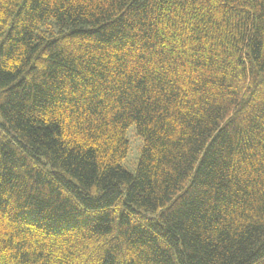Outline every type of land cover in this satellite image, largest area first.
I'll list each match as a JSON object with an SVG mask.
<instances>
[{"label":"trees","instance_id":"16d2710c","mask_svg":"<svg viewBox=\"0 0 264 264\" xmlns=\"http://www.w3.org/2000/svg\"><path fill=\"white\" fill-rule=\"evenodd\" d=\"M0 264H264V0H0Z\"/></svg>","mask_w":264,"mask_h":264},{"label":"rangeland","instance_id":"374dc122","mask_svg":"<svg viewBox=\"0 0 264 264\" xmlns=\"http://www.w3.org/2000/svg\"><path fill=\"white\" fill-rule=\"evenodd\" d=\"M127 138L130 143V152L123 166L128 172L134 174L140 158L142 142L135 136V130L133 128L128 131Z\"/></svg>","mask_w":264,"mask_h":264}]
</instances>
